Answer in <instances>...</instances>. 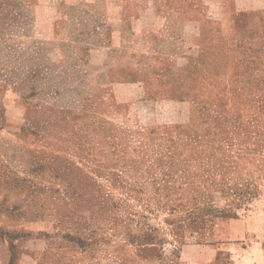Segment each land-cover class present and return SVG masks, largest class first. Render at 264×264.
<instances>
[{
  "label": "rangeland",
  "instance_id": "obj_1",
  "mask_svg": "<svg viewBox=\"0 0 264 264\" xmlns=\"http://www.w3.org/2000/svg\"><path fill=\"white\" fill-rule=\"evenodd\" d=\"M191 240L264 264V0H0V264Z\"/></svg>",
  "mask_w": 264,
  "mask_h": 264
},
{
  "label": "crops",
  "instance_id": "obj_2",
  "mask_svg": "<svg viewBox=\"0 0 264 264\" xmlns=\"http://www.w3.org/2000/svg\"><path fill=\"white\" fill-rule=\"evenodd\" d=\"M247 233V230H243ZM219 241L211 244H199L197 242L188 241L182 246L184 264H210L213 263L218 255Z\"/></svg>",
  "mask_w": 264,
  "mask_h": 264
}]
</instances>
